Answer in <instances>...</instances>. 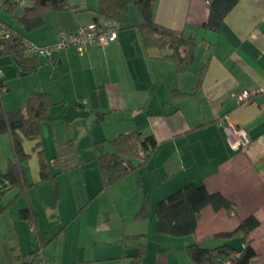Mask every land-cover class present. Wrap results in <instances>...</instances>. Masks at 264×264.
<instances>
[{
  "label": "crops",
  "instance_id": "0c3cea01",
  "mask_svg": "<svg viewBox=\"0 0 264 264\" xmlns=\"http://www.w3.org/2000/svg\"><path fill=\"white\" fill-rule=\"evenodd\" d=\"M6 1L0 2V20L40 47L100 18L99 0H66L73 9L46 10L43 25L27 31L18 19L30 1L20 12L21 0ZM136 1L130 0L117 39L105 48L54 51L36 57L34 70L0 55L5 109L2 94L18 76H31L21 84L20 106L33 91L48 93L53 103L38 140L24 142L30 187L9 209L4 208L16 190L0 198V264L28 263L37 256L35 230L19 216L27 206L46 242L39 257L45 264H129L138 244L144 245L141 264H194L186 252L191 244L228 245L237 256L247 242L256 253L250 264H264V0H238L217 31L203 26L207 0H155L154 21L197 43L182 72L157 49L143 46ZM252 89L261 92L255 100L235 106L230 94ZM225 116L244 129L246 146L228 144ZM137 131L156 141L148 162L102 189L94 144L103 141L110 151L115 137ZM38 149L52 179L40 180ZM137 162L132 160L134 166ZM188 184L221 194L233 211L206 206L194 235L159 234L157 203ZM145 198L148 217L135 220ZM251 215L259 225L247 238L242 233L218 237ZM124 237L131 239L123 243Z\"/></svg>",
  "mask_w": 264,
  "mask_h": 264
},
{
  "label": "trees",
  "instance_id": "16d2710c",
  "mask_svg": "<svg viewBox=\"0 0 264 264\" xmlns=\"http://www.w3.org/2000/svg\"><path fill=\"white\" fill-rule=\"evenodd\" d=\"M11 1L13 0H7L5 3L11 5ZM29 1L30 5L24 8L23 14L18 19L19 24L27 31L43 25V14L46 10L73 9V6H70L66 0ZM154 2L155 0H137L135 2L141 18V22L137 26L140 39L146 49H157L162 54L163 59H170L175 63L177 72H182L192 62L197 43L182 32L157 24L153 18ZM207 2L209 3V15L203 26L212 31H217L224 17L233 9L238 0H207ZM99 3L97 12L100 18L112 19L122 23L130 0H99ZM0 22L16 34L8 39L0 37V55L11 56L18 66H26L28 69L34 70L37 66V56L30 57L27 53L23 45V41L26 39L3 21L0 20ZM1 88L0 83V93ZM172 93L178 94L177 91ZM52 105L48 93L33 91L23 109L10 112L4 108L0 95V136L7 134L10 137L13 158L8 161L5 171L0 169V198L9 191L16 190L14 197L4 209H9L30 187L23 168L30 157L24 150V142L38 140L41 123L48 119ZM38 145L39 143H36V149L39 148ZM109 146L110 151H107L103 141L94 144L95 162L100 173L102 189L119 182L137 167L144 166L157 144L153 136L142 138L141 133L137 131L118 135L109 142ZM37 156L40 180L52 179L53 175L47 170L41 149H38ZM134 159L138 161L136 166L132 163ZM206 206H211L215 211L224 210L227 214H230L234 208L233 204L221 194H210L203 185L188 184L157 203L155 207L156 231L161 235L178 238L192 236L196 231L200 213ZM148 212L149 203L148 199L145 198L134 217L135 220L147 219ZM19 216L33 227L35 237L38 240V248L34 252V255L37 256L34 260L22 264H45L39 257L46 242L41 237L42 233L37 231L32 208L27 206L21 209ZM258 225L259 221L251 215L241 221L234 232L221 233L218 237L230 238L232 235L242 233L243 237L247 238ZM123 239V243H125L131 237H124ZM186 252L194 264H250L256 256L249 242L237 256L228 245L202 248L197 244H191L186 247ZM143 254L144 245L138 244V251L130 258L129 264H141Z\"/></svg>",
  "mask_w": 264,
  "mask_h": 264
},
{
  "label": "built area",
  "instance_id": "2783aa9c",
  "mask_svg": "<svg viewBox=\"0 0 264 264\" xmlns=\"http://www.w3.org/2000/svg\"><path fill=\"white\" fill-rule=\"evenodd\" d=\"M120 29L119 23L106 18H99L97 21L86 25L79 26L71 32L60 34L56 42L51 46H36L27 40L23 41V45L29 55L33 56H49L54 51L66 48H74L80 54L91 46H99L101 48L107 47L110 43L117 39L118 31ZM16 34L13 30L8 28L5 24L0 22V37L11 38ZM1 76V72H0ZM259 90H242L237 93H231L230 97L234 101L235 106L241 107L252 103L256 96L260 94ZM264 113V106H262ZM227 125L224 127L228 144L233 148L244 147L249 141V138L244 129L229 119L224 117ZM228 264V263H226Z\"/></svg>",
  "mask_w": 264,
  "mask_h": 264
},
{
  "label": "rangeland",
  "instance_id": "374dc122",
  "mask_svg": "<svg viewBox=\"0 0 264 264\" xmlns=\"http://www.w3.org/2000/svg\"><path fill=\"white\" fill-rule=\"evenodd\" d=\"M3 0H0L2 2ZM19 6H18V12L22 11L24 5L28 4V0H21ZM7 21L11 24L14 25V23L11 21L10 18H7ZM12 63V62H11ZM10 63V64H11ZM13 64V63H12ZM13 66V65H11ZM31 76H23L20 77L18 76L17 79H14L15 81L11 84V90L8 93H3V99L6 100V109L9 111H16L18 109H23L26 105L27 99L25 102L20 106L19 98L22 95V85L25 80L29 79ZM234 124V123H233ZM7 135L0 136V169L2 171L6 170L7 167V161L8 159L12 160V155H11V146ZM0 252H1V246H0ZM1 255V254H0Z\"/></svg>",
  "mask_w": 264,
  "mask_h": 264
},
{
  "label": "water",
  "instance_id": "95a60500",
  "mask_svg": "<svg viewBox=\"0 0 264 264\" xmlns=\"http://www.w3.org/2000/svg\"><path fill=\"white\" fill-rule=\"evenodd\" d=\"M23 70H24V68H22ZM22 75H24V74H22Z\"/></svg>",
  "mask_w": 264,
  "mask_h": 264
}]
</instances>
